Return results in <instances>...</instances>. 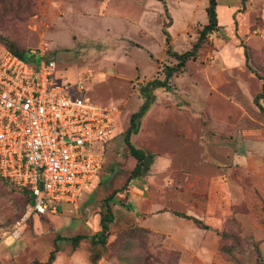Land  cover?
Instances as JSON below:
<instances>
[{"label":"rangeland","instance_id":"1","mask_svg":"<svg viewBox=\"0 0 264 264\" xmlns=\"http://www.w3.org/2000/svg\"><path fill=\"white\" fill-rule=\"evenodd\" d=\"M207 2L0 0V52L9 44L53 59L59 76L83 79L91 101L116 112L98 178L57 213L33 216L15 241L9 232L26 197L0 178V264L46 261L54 242L51 264H264V93L256 98L264 84V0H216L217 29L195 59L153 89L130 135L153 161L129 178L136 160L125 134L144 101L140 87L164 80L165 67L177 63L163 29L173 51L188 50L207 21ZM112 193L113 220L96 255L90 235ZM140 197L196 213L201 245L179 248L173 234L140 224ZM76 234L85 237L73 247Z\"/></svg>","mask_w":264,"mask_h":264},{"label":"built area","instance_id":"2","mask_svg":"<svg viewBox=\"0 0 264 264\" xmlns=\"http://www.w3.org/2000/svg\"><path fill=\"white\" fill-rule=\"evenodd\" d=\"M56 66L0 52V178L28 194L12 238L33 216L78 199L98 178L102 148L113 136L116 112L91 101L84 80L69 81Z\"/></svg>","mask_w":264,"mask_h":264},{"label":"trees","instance_id":"3","mask_svg":"<svg viewBox=\"0 0 264 264\" xmlns=\"http://www.w3.org/2000/svg\"><path fill=\"white\" fill-rule=\"evenodd\" d=\"M216 6L217 2L216 0H208L207 6L205 8L206 15H207V21L202 26V28L199 31L198 37L196 41L192 44L191 48L188 50H185L183 52H176L171 49V46L169 45V34L168 31L164 28L163 32L165 34V40L168 44L166 48V52L169 55H172L177 59V63L173 66H166L164 69V80H159L157 78L146 82L144 85L140 87V92L144 97V101L139 106L138 110L133 112L130 116V125L126 130L125 134V142L128 146L130 155L135 158L136 163L133 169L130 172L129 178L138 177L142 174H144L150 167L152 161H153V153L146 152L143 149L134 147L130 142V135L132 133H136L138 129V120L146 113L148 110L150 104L154 101V94L153 89L157 86H165L166 80L176 71L183 68L185 63L190 59H195L197 55V50L201 47V45L204 43V41L207 38V35L213 31H215L218 27V21H217V13H216ZM6 49L10 50L17 56L23 58L26 61L29 62H38L42 57L39 56L37 53H31L29 49H23L18 50L17 48L7 45ZM264 93V84H262V93L256 96L261 97V95ZM261 110H264L263 107H261ZM26 200H28V194L26 192H23ZM113 198V193L108 195L104 202L106 204V210L105 213L101 215L99 219V225L100 229L90 235V242L93 245L94 248H96V255H98V250L103 247L106 243V237L108 233V223L112 222L113 215L111 212V209L109 207V202ZM22 213V212H21ZM20 216V215H19ZM18 216V217H19ZM191 218L194 222L201 223L199 219L194 217H188ZM203 228H207L206 225H203ZM85 236L82 234H76L69 238L71 241V244L73 247H76L78 245V242L80 239L84 238ZM58 251L57 245L54 242L53 249L49 252L48 257L46 261H36L32 264H51L55 259V253Z\"/></svg>","mask_w":264,"mask_h":264},{"label":"crops","instance_id":"4","mask_svg":"<svg viewBox=\"0 0 264 264\" xmlns=\"http://www.w3.org/2000/svg\"><path fill=\"white\" fill-rule=\"evenodd\" d=\"M153 205L157 207H153ZM135 209L142 212L143 216H141V222H139L140 224L142 223L143 226L153 229L155 231L165 232L166 234L170 235L168 236L169 238H171L173 234L172 240L176 241L175 244H178L177 246L179 248H184L185 246H196L197 244L201 245L198 240H195L193 238V236L199 235V233H202V231L194 224V221L191 218H188H197L196 213L189 210V208L184 207V210L182 212H177L174 211L173 208H170L165 204L154 203L151 199H147L146 197H140ZM156 218H164L169 221L178 220V225H173L171 227H167L165 225L163 226L162 224H157L155 222ZM170 229L172 230V232H170ZM183 232L184 234H182ZM16 239L18 238H12V240L14 241Z\"/></svg>","mask_w":264,"mask_h":264}]
</instances>
